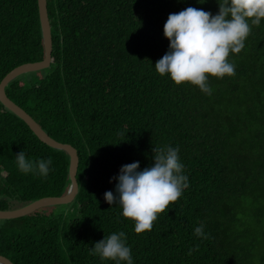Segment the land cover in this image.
Masks as SVG:
<instances>
[{
	"label": "trees",
	"instance_id": "trees-1",
	"mask_svg": "<svg viewBox=\"0 0 264 264\" xmlns=\"http://www.w3.org/2000/svg\"><path fill=\"white\" fill-rule=\"evenodd\" d=\"M219 0H47L52 64L5 89L55 141L79 157L73 214L48 207L0 220V256L13 264H114L90 250L123 231L134 264H264V19L229 55L235 75L209 77L212 93L160 76L164 24L187 7L213 15ZM44 59L38 0H0V83ZM179 147L189 186L151 231L109 205L122 165L154 164V148ZM51 158L42 177L19 171L15 155ZM68 154L42 143L0 103V211L70 187ZM201 224L207 238L197 237Z\"/></svg>",
	"mask_w": 264,
	"mask_h": 264
},
{
	"label": "clouds",
	"instance_id": "clouds-1",
	"mask_svg": "<svg viewBox=\"0 0 264 264\" xmlns=\"http://www.w3.org/2000/svg\"><path fill=\"white\" fill-rule=\"evenodd\" d=\"M219 11L210 12L194 7L169 14L163 28L169 41L168 51L155 63L160 76H168L176 85L191 84L205 94H211L209 77L222 79L235 75V65L228 59L245 47L251 26L264 19V0H219ZM179 147L154 148V164L140 170V162L122 165L113 191L104 193L109 205H119L121 215L134 222L137 234L151 231L158 214L169 209L189 184ZM16 164L24 174L47 177L51 158L33 162L22 150L15 155ZM197 237L207 238L204 225L194 229ZM123 231L113 232L91 247L102 261L114 264H134L130 246Z\"/></svg>",
	"mask_w": 264,
	"mask_h": 264
},
{
	"label": "water",
	"instance_id": "water-1",
	"mask_svg": "<svg viewBox=\"0 0 264 264\" xmlns=\"http://www.w3.org/2000/svg\"><path fill=\"white\" fill-rule=\"evenodd\" d=\"M38 9L43 37L44 59L41 62L21 65L13 69L3 78L0 83V103L7 110H9L18 118H20L42 143L46 144L50 148L61 150L68 154L70 158L69 178L71 183L69 190L65 196L58 198H43L19 209L10 211H0V220L19 219L28 216L32 213H35L43 208L72 204L79 190L78 183L76 180L79 157L76 149L69 144H62L52 139L29 114H27L22 108L12 102L5 92L6 87L18 77L29 73L47 70L51 67L53 44L51 26L47 11V0H38ZM0 264L13 263L6 257L0 256Z\"/></svg>",
	"mask_w": 264,
	"mask_h": 264
},
{
	"label": "rangeland",
	"instance_id": "rangeland-1",
	"mask_svg": "<svg viewBox=\"0 0 264 264\" xmlns=\"http://www.w3.org/2000/svg\"><path fill=\"white\" fill-rule=\"evenodd\" d=\"M54 207H56V206H54ZM58 208L63 209V211L66 213L67 216H70V215L73 214V207H72V204L65 205V206L58 207Z\"/></svg>",
	"mask_w": 264,
	"mask_h": 264
}]
</instances>
